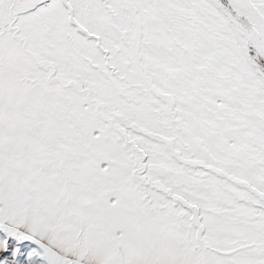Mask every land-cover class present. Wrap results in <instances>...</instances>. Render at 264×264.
I'll return each mask as SVG.
<instances>
[{
  "label": "snow or ice",
  "instance_id": "snow-or-ice-1",
  "mask_svg": "<svg viewBox=\"0 0 264 264\" xmlns=\"http://www.w3.org/2000/svg\"><path fill=\"white\" fill-rule=\"evenodd\" d=\"M0 264H264V0H0Z\"/></svg>",
  "mask_w": 264,
  "mask_h": 264
}]
</instances>
